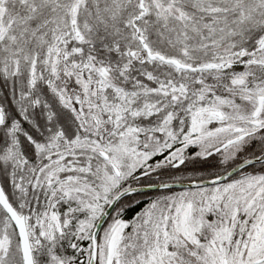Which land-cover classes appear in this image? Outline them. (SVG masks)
<instances>
[{
  "label": "snow or ice",
  "instance_id": "6c2138e0",
  "mask_svg": "<svg viewBox=\"0 0 264 264\" xmlns=\"http://www.w3.org/2000/svg\"><path fill=\"white\" fill-rule=\"evenodd\" d=\"M0 264H264V0H0Z\"/></svg>",
  "mask_w": 264,
  "mask_h": 264
}]
</instances>
